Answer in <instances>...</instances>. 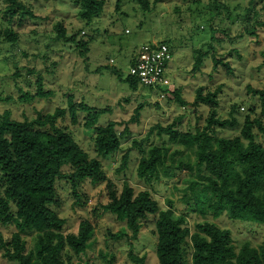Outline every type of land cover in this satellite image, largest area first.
<instances>
[{"label": "rangeland", "instance_id": "374dc122", "mask_svg": "<svg viewBox=\"0 0 264 264\" xmlns=\"http://www.w3.org/2000/svg\"><path fill=\"white\" fill-rule=\"evenodd\" d=\"M16 1L21 5L18 14L30 12V15L23 20L18 16L9 24L5 17L9 16L7 12L13 3L0 0V31L11 28L18 34L13 48L0 41V99H3L0 114L8 111L17 121H32L40 114H53L57 108L66 107L68 98L73 97L91 107L110 110L100 125L111 121L120 124L117 130L122 138L121 149L106 160L98 157L95 135L86 132L82 125L73 127L70 121L64 124L90 158L100 161L106 175V181L99 185L84 182L77 192L79 198L73 195L68 182L59 181L57 202L50 206L65 221L64 235L76 233L82 221L93 224L94 235L88 250L92 264H107L103 256L113 257L115 264H134L129 257L131 253L147 257L148 264H157L155 218L150 216L143 223L138 240H131L125 224L103 209L109 202V180L119 194L125 182L137 194L151 191L162 210L172 201L177 217L187 214L192 230L206 220L230 230L236 252L245 244L259 248L264 243V225L231 220L227 213L215 219L192 212L194 201L188 189L191 182L199 181L197 172L188 169L196 164L194 150L172 144L169 134L159 135L161 129L169 127L189 134L207 127L212 107L195 104L199 90L203 97L218 93V118L228 121L235 118L238 122L233 129L215 128L218 139L239 137L248 115L264 124L261 101L248 93L249 86L254 90L264 88V0H150V12L127 0L119 3L112 0L89 25L81 20L80 8L73 0ZM59 23L68 36L80 33L78 41L90 42L88 52L80 49L79 43L58 41L55 27ZM159 43H167L173 52L169 79L172 90L180 93L186 107L177 104L175 95L164 101L150 89L132 90L110 70L121 71L126 80L130 62L141 47ZM199 50L207 58L202 69L193 73ZM214 54L231 65V75L222 66L215 69ZM38 77L52 96L27 101L26 94L33 96L37 92ZM140 106L143 109L133 122ZM233 108L235 115L231 118ZM254 134L257 143L264 146V135L258 128ZM153 146H166L171 155H176L167 163L171 177H165L161 171L160 181L151 186L138 178L137 168L142 156ZM127 153L128 168L118 173ZM15 231L12 226L0 224L4 240L10 239ZM24 239L29 250H33L36 236ZM63 261L77 264L76 256L69 250L64 252ZM0 264L17 263L5 259L0 251Z\"/></svg>", "mask_w": 264, "mask_h": 264}, {"label": "trees", "instance_id": "16d2710c", "mask_svg": "<svg viewBox=\"0 0 264 264\" xmlns=\"http://www.w3.org/2000/svg\"><path fill=\"white\" fill-rule=\"evenodd\" d=\"M8 1L13 3L7 12L9 16L5 17L9 24L18 16L23 20L30 15V12L19 15L17 8L21 7L20 3ZM73 1L80 8L81 20L89 25L103 14L112 0ZM127 1L137 4L145 12L151 10L150 0ZM55 29L58 41L79 43L80 49L88 52L90 42L78 41L80 33L68 36L61 23ZM0 41L13 48L18 42V34L11 28L2 29ZM161 44L169 46L167 43ZM206 58L203 51H197L193 73L202 69ZM213 60L216 70L222 66L229 75L233 73L231 65L221 61L217 54H214ZM171 64L167 67L168 76ZM110 70L132 90L142 87L130 76L123 80L121 71L115 68ZM36 87L35 95H25L27 101L52 96L51 92L45 90L41 77H38ZM248 93L261 101L264 114V88L254 90L249 86ZM166 94L168 99L175 95L177 104L187 106L179 92L171 90ZM195 104L212 107L203 131L189 134L169 127L159 132V135L169 134L172 144L194 150L196 164L188 166V169L197 172L199 181L191 182L188 189L194 201L192 212L215 219L227 213L231 220L264 225V146L257 143L254 134L255 128H258L264 135L262 120L248 115L239 137L218 139L214 135L215 128L233 129L237 126L238 122L233 118L235 108L231 111V121L219 119L218 93L203 97L201 90ZM142 109L143 106L137 109L133 122L138 120ZM81 114L85 115L82 120ZM109 114V109L94 108L85 102H77L73 97L68 98L66 107L57 108L53 114H40L32 121H17L8 111L0 114V224L16 230L8 240H4L0 234V251H3L5 259L17 264H65L63 254L69 250L76 256L77 264H92L88 250L94 235L93 224L82 221L76 233L64 235L65 221L50 206L57 202L59 181L68 182L76 198H79L77 192L84 182L99 185L106 181L100 161L90 158L64 124L70 121L73 127L82 125L86 132L95 135L98 157L106 160L116 155L122 146V138L117 130L119 123L111 121L100 125L101 120ZM170 152L166 146L151 147L140 159L138 178L153 186L160 181L161 171L165 177H171L167 163L173 161L176 153L171 157ZM129 161L130 154L127 153L117 172L126 170ZM66 168L70 169L67 173L64 171ZM107 191L109 202L103 209L125 224L131 232V240H138L143 223L150 216L155 218L157 264H264V243L259 248L245 244L236 252L230 230L209 220L196 224L192 230L187 214L186 217H177L172 201L168 202L166 210H162L151 191L137 194L130 183L125 182L119 194L111 180L107 181ZM25 236H36L33 250H29ZM129 257L134 264H148L147 257L132 253ZM68 259L71 261V257ZM103 259L107 264H115L113 257L108 259L103 256Z\"/></svg>", "mask_w": 264, "mask_h": 264}, {"label": "built area", "instance_id": "2783aa9c", "mask_svg": "<svg viewBox=\"0 0 264 264\" xmlns=\"http://www.w3.org/2000/svg\"><path fill=\"white\" fill-rule=\"evenodd\" d=\"M173 61L172 50L165 44L144 46L133 57L129 76L142 87L156 92L161 100L168 99L166 92L172 90L167 67ZM113 63V61H112Z\"/></svg>", "mask_w": 264, "mask_h": 264}]
</instances>
